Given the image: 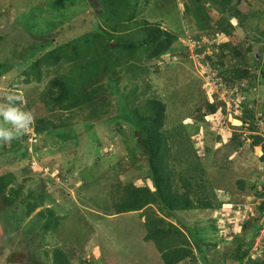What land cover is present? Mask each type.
<instances>
[{"label":"rangeland","instance_id":"1","mask_svg":"<svg viewBox=\"0 0 264 264\" xmlns=\"http://www.w3.org/2000/svg\"><path fill=\"white\" fill-rule=\"evenodd\" d=\"M131 2L133 4L134 0ZM184 4L183 0H149L143 5V0H139L133 19L119 24L114 38H123L127 30L133 34L139 23L146 20L156 21L164 29L176 33L178 40L166 55L150 64L148 72L140 71L129 77L121 69L118 89L140 113L150 97L164 103L165 144L170 149L168 164L173 169L175 183L183 191L178 176L194 175V182L202 185L198 195L204 191L214 203H222L216 211H184V218L196 223L197 231L216 244L210 248L214 263L231 264V252L241 238L239 226L243 215L252 212L257 216L260 196L255 191L264 185L261 145H251L253 133L236 117L241 114L240 103L246 102L254 114V133L264 137V85L257 84L253 88L244 80L243 90L227 89L224 80L216 74L219 70L228 72L245 61L254 65L253 56L259 51V45H264V0H242L240 8L249 21L247 19L248 22L244 21L241 26L231 18L228 20L231 28L226 24L228 21H220V14L209 9V25L199 29L183 8ZM90 10L83 0H0V73L8 68L7 74L11 75L10 78L7 74L5 78L0 76V104H6L4 98L11 95L20 101L19 107H33L23 110L32 116V122L35 117L46 115V110L38 104L37 94L52 76L68 74L70 64L60 62L59 66L43 69L40 83H23L24 77L19 75V69L24 66L21 64L54 47L47 41L48 45L39 48L32 37L49 39L48 33L55 23L54 36L61 43L66 42L89 31ZM256 38L258 43H253L247 51L248 40ZM234 47L238 48L242 59L236 57L232 51ZM135 65L139 70L142 64L135 61ZM100 97L93 96L97 102ZM102 101L108 108L102 121L75 124L70 127L74 130L67 132L66 129L63 133L70 137L75 132L78 136H74V140L59 138L58 130L34 136L30 125L24 131L25 140L18 138L17 152L6 151V142L0 140V176L14 174L0 190V206L4 205V197L12 200L17 193L24 194L23 200L28 201L32 191H27L39 184L36 192L41 193L43 202L26 220L49 208L59 219L57 230L44 233L40 241L39 236L32 234L35 229L26 243L25 232H18L24 228H11L12 216L9 218L0 210V264H50L51 250L56 246L63 249L71 264H114L115 261L119 264H162L157 250L151 244L148 247L142 239L147 212L114 213L115 204L124 194L123 185L129 182L147 184L144 180L148 166L136 147L132 123L116 116L115 96L105 92ZM209 102L219 106L213 114L207 111ZM87 109L73 111L75 118L83 121ZM110 116L116 117L108 121ZM234 120L240 124H234ZM0 123H3L2 118ZM5 125L12 128L10 124ZM187 137L189 145L185 144ZM57 143L62 147L57 148ZM74 149L79 150V155ZM21 160L24 161L19 164ZM150 208L153 210L151 216L163 215L155 204ZM13 218L14 222L22 220L16 215ZM168 219L165 220L175 221ZM23 223L27 224L23 231L34 225ZM262 239L256 238L252 247L256 258L264 257ZM179 264L203 262L186 259Z\"/></svg>","mask_w":264,"mask_h":264},{"label":"trees","instance_id":"2","mask_svg":"<svg viewBox=\"0 0 264 264\" xmlns=\"http://www.w3.org/2000/svg\"><path fill=\"white\" fill-rule=\"evenodd\" d=\"M131 1L133 0H98L102 11L101 13H96L93 4L88 0H83L85 4L91 7L89 31H84L61 43L53 34L56 30V24L54 23V29L48 33V37H50L48 42L54 44V47L31 61H28L30 58H27V62L21 64L24 66L19 69V75L24 77L22 82L25 84L40 83L43 69L59 66L60 62L70 64L68 74L52 76L45 88L37 94L38 104L40 103L42 105L41 109L43 108L47 113L45 116L34 118L30 124L32 134L36 136L58 130L59 138L63 140L71 138L74 140V136L78 135L74 132L73 136H65L63 133L66 129L68 132L72 129L70 127L75 124L87 122L94 124L95 121H102L101 119L104 118L108 110L102 101L105 99V92L115 96L116 116L125 117L132 123L136 133V147L142 152L143 158H145L148 172L144 180L147 181V184L145 182L143 184L129 182L123 185L124 194L122 199L115 204L114 213L143 212L144 210L147 212V218L143 223L144 233L142 239H144L147 246L151 244L157 250L162 264H179L186 259L192 262L202 261L203 264H217L213 262L214 256L212 257L210 254V248L216 244L209 240L206 234L197 231L198 226L196 223H191L184 218V211H216L221 207L222 203H214L211 198H207L204 191L201 195H198L202 185L194 182V175L190 174L186 177L182 174L178 176L181 187L184 189L183 191H180L175 183L172 175L173 169L168 164V158L171 157L169 154L170 149L165 144L166 138L163 128L166 107L164 103L150 97L145 100L143 111L140 113L138 108L125 99L122 91L118 89V74L121 69L129 74V77L130 74L134 77L140 71L148 72L150 64L166 55L173 43L178 40L176 33L164 29L156 21L148 22L146 20L139 23L136 27L137 29L133 28L136 29L133 34L128 32L130 30H127L123 38H114L113 34L119 30V24L123 21L132 20L134 17V10L139 0H134L133 4ZM183 1H185L183 8L188 12V15L194 20V25L199 29L209 25V9H214L216 13L220 14V21H228L234 18L239 25L243 26L244 21L246 22L248 19L240 8L242 0ZM47 2L49 4V1ZM148 2L149 0H143V5L148 4ZM34 24H36L35 21ZM226 24L231 28L229 21ZM223 30L228 32L227 28H223ZM262 32L264 35V30ZM51 37L53 38L51 39ZM254 40H248L247 51H250L254 45L253 43H258L257 41H259L257 38ZM37 42L39 48H44L48 45L45 43L47 41L40 42L37 40ZM113 44H116L117 47H113ZM259 46V51H256V55L253 56L252 63L254 65L250 61V63L245 61L233 66L228 72H222L221 70L217 72L216 77L224 80V86L227 89L234 87L239 91L243 90L242 81L244 80L248 81L250 87L252 86L253 88L257 84L264 85V45L261 44ZM232 51L236 57L242 59L237 47H234ZM135 61H140V64H142L139 70L135 65ZM14 66L16 69L18 68L16 64ZM153 66L156 69V66ZM7 71L8 68L5 72L2 71L0 76L5 78ZM7 76L11 77L8 74ZM144 85L147 90V83L144 82ZM96 94L97 97L101 96L98 102L93 98ZM7 97L4 98L6 104ZM15 103L19 107L20 101L18 99H16ZM83 106L88 108V111L83 121H78L73 111L82 112ZM239 107L241 114L236 118L253 133L251 135L253 138L251 145H261L262 155L260 159L264 161V137L254 133V123H256L254 114L246 102L240 103ZM19 108L22 111L25 108L29 111L33 107L25 105V107ZM218 109L219 106L217 104L213 102L207 103L208 113L213 114ZM116 116H110L107 120L113 121ZM4 126L7 127V125ZM19 136L23 140L26 138L25 132H22L11 142H6L4 149L14 153L17 152L19 149L17 145ZM189 140V137H187L185 144L189 145ZM56 146L59 148L62 147V144L57 143ZM73 152L79 155V150L74 149ZM180 159L185 158L180 157ZM23 161L21 160L19 164L23 163ZM199 171L202 170L199 169ZM13 175L10 172L0 176V190L14 178ZM239 186L240 188L242 187V185ZM30 190L32 194L28 201L23 200L25 198L24 194L19 196L17 193L12 200L4 197L2 201L4 205L0 206L2 213L8 214L9 218L12 216V223L10 222V224L11 228L15 227L14 230H18L21 227L25 229L27 224L24 226L23 222L34 223V225H29L25 231H23L24 229L18 231L22 234L25 232V235H27L24 237L26 243L28 242L27 237H31L32 234L39 236L41 241L44 233L54 229L57 230L59 225V219L53 215V211L50 208L46 209L45 213L41 211L35 213L30 219L31 221L26 220L35 208L43 202L41 193L36 192V190L39 191V184L33 185L27 193ZM263 191L264 185H261L260 189H256L255 193L257 196H262ZM152 204H155L163 215H156L155 217V214H153L151 216L153 210L150 207ZM263 206L264 202L260 201L257 205V216L254 217L252 212H250L246 213L247 217L243 218V222L239 226L241 238L238 240L234 250H232L231 258L229 259L232 261L231 264H264V257L256 258L252 253L255 239L259 236L264 224V220H261L262 216H264ZM14 215L22 220L14 222ZM167 218H173L175 221L165 220ZM201 229L204 232L206 228L203 226ZM31 231H33L32 234ZM2 238L5 240V237ZM262 238L264 239V233ZM121 253L125 255L124 252L121 251ZM50 255V264L72 263L63 249L58 246L51 250ZM144 257L146 256L144 255ZM114 264L119 263L115 261Z\"/></svg>","mask_w":264,"mask_h":264},{"label":"clouds","instance_id":"3","mask_svg":"<svg viewBox=\"0 0 264 264\" xmlns=\"http://www.w3.org/2000/svg\"><path fill=\"white\" fill-rule=\"evenodd\" d=\"M16 99V97L10 95L7 97V104H0V118H2L3 122L0 123V140L5 142H11L32 123V116L16 106ZM5 124H10L12 128L5 127ZM245 217H247L246 213L243 215V218ZM262 235L263 233L260 232L257 238L261 239Z\"/></svg>","mask_w":264,"mask_h":264},{"label":"water","instance_id":"4","mask_svg":"<svg viewBox=\"0 0 264 264\" xmlns=\"http://www.w3.org/2000/svg\"><path fill=\"white\" fill-rule=\"evenodd\" d=\"M90 3L93 4L95 12H101L98 0H88ZM35 39L39 40L40 42L48 41L49 39L39 37V36H34Z\"/></svg>","mask_w":264,"mask_h":264},{"label":"built area","instance_id":"5","mask_svg":"<svg viewBox=\"0 0 264 264\" xmlns=\"http://www.w3.org/2000/svg\"><path fill=\"white\" fill-rule=\"evenodd\" d=\"M260 201L264 202V191H263L262 196H260V200H259L258 202H260ZM263 209H264V208H263ZM263 211H264V210H263ZM261 220H264V216L262 217ZM261 233H264V224H263V227H262Z\"/></svg>","mask_w":264,"mask_h":264},{"label":"bare ground","instance_id":"6","mask_svg":"<svg viewBox=\"0 0 264 264\" xmlns=\"http://www.w3.org/2000/svg\"><path fill=\"white\" fill-rule=\"evenodd\" d=\"M233 123L236 124V125H239L240 124V122L238 120H234Z\"/></svg>","mask_w":264,"mask_h":264}]
</instances>
